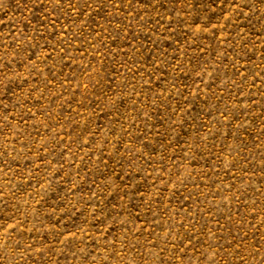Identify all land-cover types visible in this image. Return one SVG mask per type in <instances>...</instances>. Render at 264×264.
Returning a JSON list of instances; mask_svg holds the SVG:
<instances>
[{"label": "rangeland", "instance_id": "1", "mask_svg": "<svg viewBox=\"0 0 264 264\" xmlns=\"http://www.w3.org/2000/svg\"><path fill=\"white\" fill-rule=\"evenodd\" d=\"M0 264H264V0H0Z\"/></svg>", "mask_w": 264, "mask_h": 264}]
</instances>
